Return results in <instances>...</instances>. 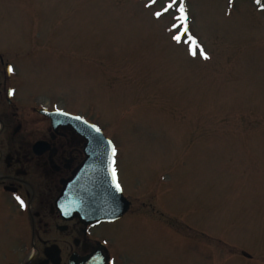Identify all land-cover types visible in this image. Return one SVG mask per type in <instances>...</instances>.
Returning <instances> with one entry per match:
<instances>
[{
    "label": "rangeland",
    "instance_id": "1",
    "mask_svg": "<svg viewBox=\"0 0 264 264\" xmlns=\"http://www.w3.org/2000/svg\"><path fill=\"white\" fill-rule=\"evenodd\" d=\"M168 3L0 0V50L21 47L24 95L99 126L124 195L152 205L98 229L117 264H264V0H184L186 22ZM26 228L2 198L0 264L39 245Z\"/></svg>",
    "mask_w": 264,
    "mask_h": 264
},
{
    "label": "flooded vegetation",
    "instance_id": "2",
    "mask_svg": "<svg viewBox=\"0 0 264 264\" xmlns=\"http://www.w3.org/2000/svg\"><path fill=\"white\" fill-rule=\"evenodd\" d=\"M16 46L12 51L0 50V200L5 198L15 210L20 203L17 196L24 201L29 243L33 237L39 243L26 247L33 253L20 264H117L119 255L98 229L146 211L144 206L151 204L138 206L136 199L126 195L129 208L114 221L85 225L77 219H62L55 200L61 180L83 159V139L69 127L54 126L40 112L41 108L51 110L50 101L40 104L38 96L23 94L24 75L19 69L23 54ZM118 164L116 154L117 169Z\"/></svg>",
    "mask_w": 264,
    "mask_h": 264
},
{
    "label": "water",
    "instance_id": "3",
    "mask_svg": "<svg viewBox=\"0 0 264 264\" xmlns=\"http://www.w3.org/2000/svg\"><path fill=\"white\" fill-rule=\"evenodd\" d=\"M56 124H68L85 138L86 158L71 176L62 181L56 202L65 217H78L83 223L116 218L127 209L128 202L113 181V146L96 127L63 113H49ZM61 116V119L59 117ZM57 120L61 121H55Z\"/></svg>",
    "mask_w": 264,
    "mask_h": 264
},
{
    "label": "snow or ice",
    "instance_id": "4",
    "mask_svg": "<svg viewBox=\"0 0 264 264\" xmlns=\"http://www.w3.org/2000/svg\"><path fill=\"white\" fill-rule=\"evenodd\" d=\"M154 2V0H150V3ZM177 4V0H169V3L166 5V7L163 9V11H167L168 8L174 7ZM178 12L180 13V16L178 17L181 21L186 22L187 21V14H186V10H185V4H184V0H178ZM156 16H160L161 12H156L155 13ZM175 26V25H174ZM174 39H176L177 41L180 40V37L177 35L174 37ZM201 54L203 55L204 53L201 52ZM205 58H207V56L205 55ZM11 71V69H9ZM11 94V93H10ZM93 127H95L93 125ZM97 131H99V129H96ZM115 151V149H113V152ZM113 181L115 182V169H113ZM116 189L120 190V185L118 183H116ZM17 200L20 202L21 206H24V201L17 196Z\"/></svg>",
    "mask_w": 264,
    "mask_h": 264
}]
</instances>
